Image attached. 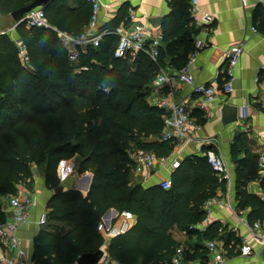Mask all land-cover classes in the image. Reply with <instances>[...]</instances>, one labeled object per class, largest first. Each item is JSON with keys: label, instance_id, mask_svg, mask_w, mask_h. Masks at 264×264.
<instances>
[{"label": "trees", "instance_id": "obj_1", "mask_svg": "<svg viewBox=\"0 0 264 264\" xmlns=\"http://www.w3.org/2000/svg\"><path fill=\"white\" fill-rule=\"evenodd\" d=\"M33 1L0 0V13L12 14ZM71 1L50 0L42 8L51 25L79 36L89 24L92 5L75 0L79 5L75 8ZM14 29L18 39L10 31L0 33V221L7 218L2 198L17 194L20 185L33 186V165L42 163L46 186L54 190L61 184L59 163L78 154V173H93L91 189L86 197L73 189L53 193L46 223L64 220L72 228L63 235L48 226L41 229L33 260L77 264L84 252L97 251L104 242L97 228L100 218L114 207L131 210L137 222L112 239L108 248L112 259L119 264H174L180 242L171 229L177 225L191 231L190 225L206 214L204 201L216 195L224 181L206 155H192L174 168L169 189L132 183L131 142L158 156L171 155L175 146L172 140H162L166 111L148 101L151 82L162 65L160 57L156 62L139 52L133 61L132 54L114 58L118 36L112 33L99 47L81 51L77 63L69 59L53 27L21 22ZM167 31L168 26L164 28L168 41ZM186 62L185 57L177 66ZM82 65L88 69H80ZM239 136L244 156L237 160V172L243 182L260 179L264 189L259 158L248 150V134ZM236 199L239 208L250 209L251 224L264 221V198L240 189ZM231 240L241 242L230 232L225 246ZM208 254V248L198 243L192 252L185 250V260L205 263Z\"/></svg>", "mask_w": 264, "mask_h": 264}, {"label": "crops", "instance_id": "obj_2", "mask_svg": "<svg viewBox=\"0 0 264 264\" xmlns=\"http://www.w3.org/2000/svg\"><path fill=\"white\" fill-rule=\"evenodd\" d=\"M71 5L75 8L79 7L75 0L71 1ZM185 13L187 16L184 15ZM205 14L210 18H205ZM185 18L188 24L185 23ZM134 21L142 22L145 31L152 38H160L157 60L149 55L156 62L160 57L162 65L158 72L161 70L172 72L178 69L177 64L185 57L188 60L196 47L197 40L202 39L205 45L190 64L195 84H215L219 89L225 79L226 49L237 42L244 43L245 50L235 69L234 90L230 94L219 92L218 99L209 108L211 115L209 120L205 111L194 106L195 84L180 82L156 89L151 82L152 92L148 101L154 105L156 99L163 96L175 103L185 102L189 106L193 122L200 125V128L192 125L189 127L187 141L181 146H174L173 153L166 156L169 162L175 159L182 161L192 155L207 156V151L212 148L226 161L231 171L230 182L223 180L224 183L217 188L216 195L213 196L222 203L214 204L211 213L208 214L204 209L207 198L202 205L206 214L203 219L190 225L191 231L181 229L177 225L171 229L173 238L180 242L184 252L185 250L192 252V248L198 243L207 248V244L211 241L217 244L216 250L208 249L209 254L205 263L198 259H189L183 264H264V249L259 250L257 240L252 235L251 222L248 220L250 209L239 208L236 199L237 191L240 189H246L264 198L260 179L250 178L243 182L240 172H237V160L244 156V150L239 148L241 132L248 134V150L252 155L260 159L264 154V0H249L245 6L240 0H198L196 10L193 8L192 0H101L99 30H112L114 27ZM167 26V34L170 36L168 41L164 40V28ZM253 26L258 30L254 31ZM186 27L188 31L185 34ZM10 32L18 39L15 29ZM110 35V33L105 34L103 41ZM134 57L135 54L132 55L131 61L135 59ZM225 103L236 104L239 113L241 106L245 104L248 111L246 121L242 122L239 117L237 121L225 123L222 113ZM151 139L152 137L147 138V140ZM130 145V154L133 157L139 148L134 142ZM173 170L174 168L156 166L140 173L133 167L131 180L133 184L148 188L160 185L164 178H171ZM58 176L63 184L62 191L73 189L79 191L83 197L88 195L93 182V173L91 171L78 173L72 158L61 161ZM18 194L22 196L31 194L34 197L28 220L19 227L17 235L27 258L37 264L33 260V255L35 241L41 229L48 226L50 230L63 235L70 231L72 225L57 219L49 223L40 222L42 214L50 211L47 203L53 195V190L46 186L43 174H34V184L31 187L20 185ZM4 207L7 217L10 216L11 207L6 198H4ZM122 218V211L111 207L104 212L99 222L110 226L119 223ZM136 222L137 217L134 214V218L130 220V228ZM217 225L222 228L212 232L211 228ZM98 231L104 236V242L99 248L104 251V256L98 263L100 264L112 258L108 248L114 237L108 235L105 229ZM230 232L233 236L239 237L241 242L235 243L231 240L228 246H225V237ZM243 239H248L253 246L252 254L241 253L240 246ZM229 249H232L231 253H228ZM0 256L9 258L17 255L14 250L0 244Z\"/></svg>", "mask_w": 264, "mask_h": 264}, {"label": "built area", "instance_id": "obj_3", "mask_svg": "<svg viewBox=\"0 0 264 264\" xmlns=\"http://www.w3.org/2000/svg\"><path fill=\"white\" fill-rule=\"evenodd\" d=\"M92 5V14L88 26L79 36H74L64 30L58 29L49 23L47 15L42 7L32 9L24 18L27 26H47L53 27L57 31V35L68 50L69 59L72 62L80 61L81 51H86L89 47H99L105 34H116L118 43L113 51L114 58H125L128 54H138L144 52L157 60L158 46L160 38H152L145 31V25L142 22L134 21L129 24L120 25L112 30H99V12L101 9V0H85ZM243 6L247 5L249 0H240ZM193 8L196 10L198 0H192ZM205 18L209 19V15L205 14ZM252 29L257 31V27ZM264 35V33H263ZM205 45L202 39H198L195 49L191 52L187 62L175 71L168 72L161 70L157 73L152 81L154 88H162L165 85H175L180 82L195 84L194 74L191 72L190 64L200 49ZM245 50L243 42H237L230 45L226 51L227 66L225 69V79L219 89L215 84H195L194 106L205 111L206 118H210V110L212 104L218 99L219 92L222 94H230L234 90V82L236 80L235 69L239 65L241 56ZM96 61V60H95ZM97 62V61H96ZM113 63L109 64L112 67ZM80 69H88L87 65H82ZM155 106L166 111L164 115V126L162 131V140H172L176 147L181 146L189 138V127L195 126L200 128L199 124H195L189 106L185 102L175 103L167 97H159L156 99ZM240 119L245 122L248 117L247 106L243 104L240 109ZM207 158L213 170L219 175L221 180L230 182L231 171L226 161L220 157L212 148L207 151ZM134 168L137 172L142 173L147 169L156 166L161 168H176L180 165V161L168 160L166 156H158L154 152L139 148L132 157ZM260 173L264 175V154L259 159ZM171 178H164L160 182V186L164 189L171 188ZM217 202H221L217 197H210L204 203V209L211 213L212 206ZM34 203V197L31 194L22 196L21 194H13L8 196V205L11 207V214L5 220L0 221V244L14 250L15 257L0 256V264H34L27 258L26 251L22 246V242L17 235L19 227L28 220L30 211ZM122 220L114 225L107 226L103 222H99L98 229L106 230L107 234L116 237L127 232L130 229V220L134 218L131 210L122 211ZM208 219V217H207ZM47 213L44 212L40 222L46 223ZM252 235L257 240L259 250L264 249V221L256 220L252 224ZM211 251L216 250L217 244L211 241L207 244ZM243 255H250L254 252L253 246L248 239H243L241 246ZM185 261V252L182 246H178L175 252L173 262L175 264H183ZM100 264H119L114 259H106Z\"/></svg>", "mask_w": 264, "mask_h": 264}, {"label": "water", "instance_id": "obj_4", "mask_svg": "<svg viewBox=\"0 0 264 264\" xmlns=\"http://www.w3.org/2000/svg\"><path fill=\"white\" fill-rule=\"evenodd\" d=\"M50 0H34L29 5L22 7L19 10L12 12V16L16 22V25L24 21L26 15L34 8L42 7L44 4L48 3ZM3 33V32H1ZM223 121L225 123H231L237 121L239 118V107L236 104L225 103L222 108ZM64 161V160H62ZM63 190V184H60L53 190V193H58ZM104 256V251L98 249L95 252H84L77 260V264H98Z\"/></svg>", "mask_w": 264, "mask_h": 264}, {"label": "rangeland", "instance_id": "obj_5", "mask_svg": "<svg viewBox=\"0 0 264 264\" xmlns=\"http://www.w3.org/2000/svg\"><path fill=\"white\" fill-rule=\"evenodd\" d=\"M16 22L12 16V14H2L0 13V33L1 32H6V31H10V30H13L14 29V26H15ZM21 55L24 56L25 54V51L24 49L20 51ZM81 160L80 158V155H75L73 158H72V161L74 162L75 164V168L76 170L78 169V162ZM59 167H61V162L59 163L58 165V169ZM33 168H34V174H43V166H42V163H38V165H33ZM78 172V171H77ZM6 198V201L8 202V196L5 197ZM2 201L4 203V198H2Z\"/></svg>", "mask_w": 264, "mask_h": 264}]
</instances>
